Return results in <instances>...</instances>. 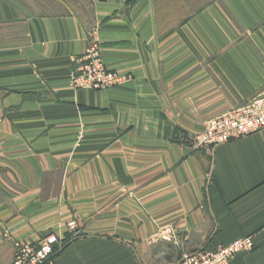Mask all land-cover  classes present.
I'll return each instance as SVG.
<instances>
[{
  "label": "crops",
  "instance_id": "obj_1",
  "mask_svg": "<svg viewBox=\"0 0 264 264\" xmlns=\"http://www.w3.org/2000/svg\"><path fill=\"white\" fill-rule=\"evenodd\" d=\"M84 1L0 0V264L47 234L68 243L55 264H178L242 237L231 264H264V130L195 142L264 96V0ZM94 45L125 84L73 88Z\"/></svg>",
  "mask_w": 264,
  "mask_h": 264
},
{
  "label": "built area",
  "instance_id": "obj_2",
  "mask_svg": "<svg viewBox=\"0 0 264 264\" xmlns=\"http://www.w3.org/2000/svg\"><path fill=\"white\" fill-rule=\"evenodd\" d=\"M73 80L81 87L91 89L110 88L126 80L127 76L110 70L101 57L98 45L92 46L84 55L75 59ZM199 139V145H216L264 130V96L214 118L210 127ZM249 241V240H248ZM63 241L57 235L47 234L37 241L15 243L12 264H55L57 247ZM253 244V243H252ZM242 239L216 251L185 255L180 264H228L233 254L240 249L250 248ZM57 248V249H56Z\"/></svg>",
  "mask_w": 264,
  "mask_h": 264
},
{
  "label": "rangeland",
  "instance_id": "obj_3",
  "mask_svg": "<svg viewBox=\"0 0 264 264\" xmlns=\"http://www.w3.org/2000/svg\"><path fill=\"white\" fill-rule=\"evenodd\" d=\"M22 2L24 3V5H25V7L27 8V9H30L31 11H34V12H36V13H40V14H55V13H59L61 10H59L58 9V7H56V5H54V0H22ZM76 4L77 5H79V9H80V11H77V10H75V12H77L78 14H80V12H81V14H84V15H87L88 14V5H86V1H84V0H76ZM202 2V1H201ZM200 2V3H201ZM205 1H203V3H204ZM200 3H199V5H200ZM56 4V3H55ZM72 4V3H71ZM54 5V6H53ZM196 8L197 7H193V10L195 9L196 10ZM80 14V15H81ZM83 16V15H82ZM11 36V32L9 31V30H5L3 27H1L0 28V48H4V47H7V46H11L12 45V43L14 42V40L13 39H10L9 37ZM101 57H102V54H101ZM103 59V58H102ZM75 74V72L73 71V76H75L74 75ZM73 76H72V80H73ZM125 78H127V79H129L128 78V76L127 77H125ZM125 82H126V80H124L123 82H121L120 84L119 83H117V84H115V85H113L112 87H110V88H116V87H120L121 85H123V84H125ZM72 83H73V88H75L76 90H93V91H101V90H106V89H110V88H104V89H91V88H86V87H81V85H78L77 83H75L74 81H72ZM214 119V118H213ZM213 119H210V120H207L204 124H203V132L201 133V134H199L198 135V137H201L203 134H205V132H207V134H208V130L207 129H209V127H210V124H211V122H212V120ZM201 122V121H200ZM262 131V130H261ZM253 133H255V132H253ZM252 134V133H251ZM249 135V134H248ZM246 136V135H245ZM198 137H196V139H195V142H196V144H198L199 145V139H197ZM241 137H243V136H240V137H237V138H235V139H238V138H241ZM234 140V139H233ZM229 141H231V140H229ZM239 239H242L243 241H245L247 244H251L252 245V247H250V248H243V249H240L236 254H233L232 255V258H231V260L229 261V263L228 264H231V262L233 261V260H235L237 257H239V255H242V254H249V253H251V252H253V250H254V243H253V241H252V239L251 238H249V237H242V238H239ZM249 240V241H248ZM236 241H238V240H236ZM233 242H235V241H233ZM232 242V243H233ZM232 243H230V244H232ZM253 243V244H252ZM230 244H227V245H230ZM68 245V243H62V247L60 248V247H57L58 248V251H57V254H59L60 252H62L63 250H64V248L66 247ZM224 246H226V245H224ZM224 246H221V247H224ZM221 247H219V248H221ZM56 248V249H57ZM219 248H217L216 250H218ZM15 250V244H14V249H13V251ZM216 250H214V251H216ZM211 251V250H210ZM210 251H207V250H205V249H198V250H196V252H193V253H186V254H183V256H182V259H183V257L185 256V255H187V256H190V255H194V254H196V253H200V252H210ZM14 254H15V251H14ZM57 254H56V256H57ZM182 259H181V261H182ZM180 261V262H181ZM180 262L178 263V264H180Z\"/></svg>",
  "mask_w": 264,
  "mask_h": 264
}]
</instances>
